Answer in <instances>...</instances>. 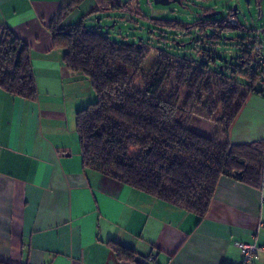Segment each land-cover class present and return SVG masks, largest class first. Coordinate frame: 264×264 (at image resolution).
I'll return each instance as SVG.
<instances>
[{
  "label": "crops",
  "instance_id": "obj_1",
  "mask_svg": "<svg viewBox=\"0 0 264 264\" xmlns=\"http://www.w3.org/2000/svg\"><path fill=\"white\" fill-rule=\"evenodd\" d=\"M126 2L128 0H121ZM65 0H0V24L30 46L35 100L0 88V261L8 264H237L256 241L264 264V184L220 177L200 222L179 206L82 166L75 113L94 100L67 69L49 25ZM94 5L85 0L65 23ZM134 5V6H133ZM138 8L137 2L129 7ZM190 128L200 134L197 128ZM264 141V97L250 94L229 142ZM109 241L134 250L119 260Z\"/></svg>",
  "mask_w": 264,
  "mask_h": 264
},
{
  "label": "trees",
  "instance_id": "obj_2",
  "mask_svg": "<svg viewBox=\"0 0 264 264\" xmlns=\"http://www.w3.org/2000/svg\"><path fill=\"white\" fill-rule=\"evenodd\" d=\"M84 1L65 0L49 25L52 46L62 51L64 65L86 77L96 96L75 113L83 169L179 206L197 222L206 216L220 177L260 188L264 141L233 145L229 133L248 96L264 97L259 85L264 69L251 46L256 40L264 43L261 35L248 31L251 41L243 40L233 62L214 51L223 31L246 30L238 26L232 10L221 21L203 15L193 25L163 20L170 29L195 28L196 42L203 47L190 58L156 47V59L148 67L149 44L112 41L109 31L102 30L107 25L98 29L84 25L86 17L125 11L138 0H93L91 9L65 23ZM0 88L31 101L37 97L30 46L4 24H0ZM196 111L206 112L207 120L216 125L214 136L190 128ZM130 146L138 149L137 154L129 153ZM108 243L119 260L135 261L137 253L131 248Z\"/></svg>",
  "mask_w": 264,
  "mask_h": 264
},
{
  "label": "rangeland",
  "instance_id": "obj_3",
  "mask_svg": "<svg viewBox=\"0 0 264 264\" xmlns=\"http://www.w3.org/2000/svg\"><path fill=\"white\" fill-rule=\"evenodd\" d=\"M167 3H155V0H138V8L131 6L125 11H106L98 15L86 17L84 25L89 29H98L100 25H107V28H102L103 32L109 31L108 36L112 41L116 42H133L139 44H149L152 49L146 53V65L152 66L156 59L154 48H159L165 52L172 54L175 57H195L197 50L203 45L197 43L199 38L195 34L194 29L187 31H178L163 26L164 22L179 21L183 25H193L198 21L203 14L208 12L220 13L213 16L212 19L221 21L230 15V11L234 5H237V12L234 17L238 26L246 30L229 29L223 31L220 35L214 51L217 55L235 62L239 55L241 43L250 42L251 39L246 37L247 32L256 30L261 35L264 41V0H169ZM100 20L97 21V18ZM131 18L130 20H123ZM154 20H160L157 23ZM77 19H74L75 22ZM155 28V29H153ZM155 35H154V34ZM156 35L162 38H157ZM194 37V40L189 42ZM179 44H186L181 47ZM91 87V86H90ZM92 89V88H91ZM96 96L94 97L95 100ZM93 100V101H94ZM206 112L196 111L191 117V127H195L200 131L208 134L216 131V125L207 120ZM215 134V132H214ZM138 149L130 146L129 153L137 154Z\"/></svg>",
  "mask_w": 264,
  "mask_h": 264
},
{
  "label": "built area",
  "instance_id": "obj_4",
  "mask_svg": "<svg viewBox=\"0 0 264 264\" xmlns=\"http://www.w3.org/2000/svg\"><path fill=\"white\" fill-rule=\"evenodd\" d=\"M229 22L235 23V19L230 17L228 19ZM253 50L258 54V64L264 69V43H261L260 40H256L251 45ZM260 89L262 95H264V73H262L261 79L259 81ZM236 246L239 248L241 252V259L237 264H253V261L256 257V252L258 249V245L256 241L252 242H243L237 241Z\"/></svg>",
  "mask_w": 264,
  "mask_h": 264
},
{
  "label": "water",
  "instance_id": "obj_5",
  "mask_svg": "<svg viewBox=\"0 0 264 264\" xmlns=\"http://www.w3.org/2000/svg\"><path fill=\"white\" fill-rule=\"evenodd\" d=\"M244 1L248 2L249 0H244ZM165 2L169 3L171 1H169V0H155V3H165ZM236 12H237V5H234L233 9H232V14H236ZM219 13H220L219 11H217V12H208L206 14H203V16L209 18V17L215 16V15H217ZM97 21H99V18H97ZM102 26L103 25H100L99 28H102Z\"/></svg>",
  "mask_w": 264,
  "mask_h": 264
}]
</instances>
